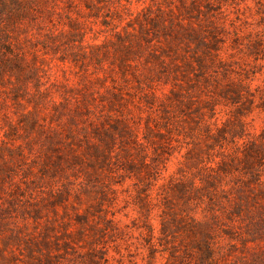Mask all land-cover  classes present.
Here are the masks:
<instances>
[{
  "label": "rangeland",
  "instance_id": "1",
  "mask_svg": "<svg viewBox=\"0 0 264 264\" xmlns=\"http://www.w3.org/2000/svg\"><path fill=\"white\" fill-rule=\"evenodd\" d=\"M181 1L57 0L12 35L0 264L44 237L76 264H264V0Z\"/></svg>",
  "mask_w": 264,
  "mask_h": 264
},
{
  "label": "trees",
  "instance_id": "2",
  "mask_svg": "<svg viewBox=\"0 0 264 264\" xmlns=\"http://www.w3.org/2000/svg\"><path fill=\"white\" fill-rule=\"evenodd\" d=\"M206 1L207 3H210V0ZM181 4L186 7V0L181 1ZM196 5V0H190V6L195 7ZM57 7V0H0V47L5 48V52L0 54L2 55L1 61L3 66L7 63L14 64L17 67H20L21 65L17 60L18 52H14V49L11 48L12 43L10 38L15 34L16 30L23 25L24 21L28 18L32 19L33 17H36L37 12H39L40 17L37 18L38 20L43 16L48 15L50 11H55ZM169 11H171V7H169ZM53 34V31L48 32V35L50 36ZM68 150L74 158L76 154L73 153V151L75 149L68 147ZM94 152H99V149H94ZM42 242L44 244V251H40L41 253L38 256V262L40 264H76L71 263L70 259L61 261L56 254H51V244L53 242L47 237H44ZM89 261L92 264H95V261L91 260V258H89Z\"/></svg>",
  "mask_w": 264,
  "mask_h": 264
}]
</instances>
